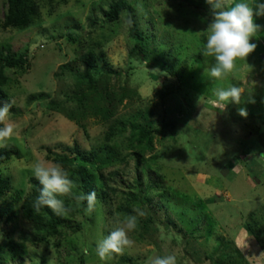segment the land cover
<instances>
[{"label":"rangeland","instance_id":"374dc122","mask_svg":"<svg viewBox=\"0 0 264 264\" xmlns=\"http://www.w3.org/2000/svg\"><path fill=\"white\" fill-rule=\"evenodd\" d=\"M36 1L39 19L34 24L22 29L0 25V47L25 49L29 60V68L4 70L10 110L19 113L9 114L2 122V126L13 123L15 131L0 146L17 148L20 157L0 163L1 176L10 181V189L0 197V245L10 241L24 244V252L2 264H149L151 257L170 254L176 256L177 264H212L211 259L217 258L224 264H264V16L254 18L260 25L250 41L256 49L237 59L223 79H213L209 69L214 59L202 54L212 19L205 0L136 1L150 62L130 56L132 43L123 18L112 25L106 23L92 35L94 41L104 42L94 52L97 68L105 72L99 76L116 101L115 118L126 120L137 110L150 111L148 119L161 130L152 138L153 149L143 152L146 160L141 170L144 181L150 172L158 182L153 200L167 207L164 211L154 205L158 209L154 240L140 236L135 227L128 232L129 246L101 260L97 242L112 226L123 227L126 220L115 211L114 216L105 212L107 206L96 201L93 211H85L82 218L66 214V218L81 221L82 229L67 231L57 246L54 239L50 244L22 241V236L32 237L34 230L22 216L21 199L17 202L14 198L16 191H21V198L30 191L35 162L58 163L69 177V168L53 158L72 154L74 146L97 148L108 125L99 115L87 112L80 127L66 117L65 110L53 111L47 103L63 101L65 109H76L74 102L64 101L71 92V80L61 76L62 65L78 56L72 63L85 71L81 57L86 50L79 51L77 42L68 41L66 34L77 30L88 42V17L101 18L102 10L114 0ZM232 84L242 87L241 100L224 106L214 91ZM161 91L166 92L165 97ZM119 95L124 96L122 101H118ZM241 110L247 114L242 115ZM128 135L126 128L111 142L130 161L114 164L117 183L135 176L128 156ZM101 183L98 180L96 185ZM74 194L72 188L70 194L58 199ZM165 216L175 227L164 225ZM176 227L186 232L188 245L185 233Z\"/></svg>","mask_w":264,"mask_h":264},{"label":"trees","instance_id":"16d2710c","mask_svg":"<svg viewBox=\"0 0 264 264\" xmlns=\"http://www.w3.org/2000/svg\"><path fill=\"white\" fill-rule=\"evenodd\" d=\"M53 1L48 0L49 3H53ZM136 1L114 0L108 4L106 9L102 10L101 18L89 16L88 24L91 29L86 33V37H90L88 42L86 41L87 38L83 37L77 30L75 33L71 30L66 34L68 41L77 42L79 51L86 50L81 57V60L87 66L85 71H81L77 65L72 63L75 62L78 56L75 57V60H71V63L62 65L63 72L61 76L65 75V79L71 80V83L68 82V85H72L69 87L71 92L65 96L64 101L68 103L74 102L77 107L76 109H65V107L61 106L64 102L56 100L48 101L47 107L56 112L65 110L66 117L74 120L80 127L82 126L81 121L87 112L88 114L99 115L104 123H108L107 130L104 134V139L97 148L83 150L74 146L72 154L58 155L57 158H53L69 168V179L73 181V191L76 194L66 196L63 199L64 208L59 214L47 206L39 209L34 206L41 189V185L36 178H30V191L23 198H21V191H16L14 199L17 202L21 199L20 208L22 216L30 221L34 230L32 237L22 236L23 242L30 241L50 244L51 240L54 239L53 243L57 246L59 240L66 236L67 231L77 233V231L82 229L81 221L76 222L66 218V214L70 216L79 214L80 218L84 216L87 202L85 201L81 205L77 200V197L83 193L94 191L96 193V201H99L102 206H107L105 212H108L112 216L116 212L121 220H127L136 216V228L141 231L140 236L148 235L152 238L153 233L156 232L154 217L158 209L154 205L166 211L167 207L164 204L153 200V191L158 187L157 180L150 176V172H147V180L144 181L141 174V170L145 168L144 162L146 160L143 152L146 151L145 149H153L152 138L155 133H160L161 130L148 119L150 111L142 112L137 110L126 120L115 118L116 101H114V96L107 89L105 80H101L105 72L103 69L99 70L97 68L96 54L94 52L95 49L101 48L104 42L94 41L92 35L106 23L112 25L123 18L127 27V34L132 43L128 50L130 56H138L143 61L147 60L150 62L149 49L146 42V30L140 28L137 19L138 12L135 11ZM2 3L5 5L3 18L0 20V25L3 28L14 27L22 29L34 24L36 19H39V6L36 0H4ZM104 39L105 41L109 40L108 36ZM27 53L25 49L11 50L9 46L5 45L0 47V107L5 104L11 107L10 95L4 87L7 81L4 70L13 68L23 69L27 66L29 68ZM100 73L102 74L101 76H99ZM161 95L165 97L166 92L161 91ZM123 97V95H119L118 101H122ZM96 105L97 111L95 110ZM11 113L10 110L9 114L11 115ZM17 113L13 112L12 114ZM0 127H3L2 122H0ZM126 128H129L127 148L131 149L128 152V156L132 160L131 169L134 170L135 176L129 182L121 178L120 183H117L114 180V176L118 172L116 169H113L114 164L118 161L127 164L130 161L127 156H121L119 149L112 145L111 142L115 137L122 135ZM248 143L244 142V145ZM12 157H20L17 148L0 146V163ZM155 157V155L152 156V159ZM111 167L112 169H110ZM98 180L102 182L99 186L96 185ZM9 189V179L0 174V197ZM113 203L116 207L113 206L114 209H111L110 205ZM72 206L73 208H71ZM137 209L142 210L144 215L138 216ZM163 223L165 226L170 224L175 227L173 220H170L166 216L163 218ZM112 227L109 229L110 232L114 230ZM176 230L181 232L179 228ZM110 232H108L107 236ZM181 233H185L183 235L188 245V239L190 240V238H188L186 232L182 231ZM192 247L191 249H193ZM262 247L264 248V246ZM23 252L24 244L10 241L5 246L0 245V264L8 258L15 259L21 257ZM113 253L116 254V252ZM211 261L212 264H224L219 258L216 260L211 259ZM18 264H21V262H18Z\"/></svg>","mask_w":264,"mask_h":264},{"label":"clouds","instance_id":"9594fccd","mask_svg":"<svg viewBox=\"0 0 264 264\" xmlns=\"http://www.w3.org/2000/svg\"><path fill=\"white\" fill-rule=\"evenodd\" d=\"M210 6L212 15L208 25V34L203 44L202 54L212 57L214 64L209 69L210 78L223 79L235 67L237 59L246 58L257 45L250 42L258 33L260 25L255 23V17L264 16V0H233L228 4L226 0H205ZM243 89L238 84L229 85L214 91L218 102L224 106L228 102L239 103ZM10 107L8 104L0 107V122L8 118ZM242 115L247 113L241 110ZM15 131L13 123H5L0 127V142L10 138ZM34 177L41 185L40 194L34 206L39 209L47 206L59 214L64 208V202L58 196L72 192L73 181L68 173L58 163L37 160L32 168ZM82 205L87 202L86 211L91 213L96 202V193H83L77 197ZM138 216L144 212L136 210ZM136 216L127 219L123 227H116L104 239L96 244V253L101 260L108 258L113 252H120L129 246L131 241L128 232L135 229ZM149 264H177L175 255L154 256L149 258Z\"/></svg>","mask_w":264,"mask_h":264}]
</instances>
